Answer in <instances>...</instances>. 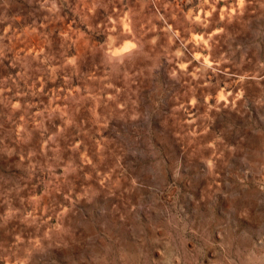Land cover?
I'll list each match as a JSON object with an SVG mask.
<instances>
[{
  "label": "rangeland",
  "instance_id": "1",
  "mask_svg": "<svg viewBox=\"0 0 264 264\" xmlns=\"http://www.w3.org/2000/svg\"><path fill=\"white\" fill-rule=\"evenodd\" d=\"M0 264H264V0H0Z\"/></svg>",
  "mask_w": 264,
  "mask_h": 264
}]
</instances>
